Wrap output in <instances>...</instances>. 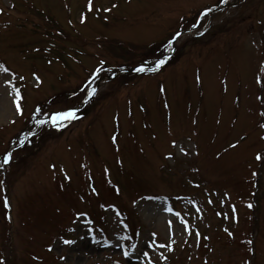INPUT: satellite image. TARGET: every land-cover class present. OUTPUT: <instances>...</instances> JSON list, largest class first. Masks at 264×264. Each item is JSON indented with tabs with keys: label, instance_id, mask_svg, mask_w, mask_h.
Here are the masks:
<instances>
[{
	"label": "rangeland",
	"instance_id": "rangeland-1",
	"mask_svg": "<svg viewBox=\"0 0 264 264\" xmlns=\"http://www.w3.org/2000/svg\"><path fill=\"white\" fill-rule=\"evenodd\" d=\"M87 3L0 0V63L9 69L0 68V259L116 264L124 260L116 237L128 233L125 225L112 222V243L101 240L116 210L145 229L128 264H242L253 255L248 240L255 264H264V164L255 161L264 153V83H257L264 79V0H93L101 11L91 13ZM183 29L171 54L167 42ZM154 43L170 53L165 65L125 68L146 56L156 61L158 50L148 51ZM102 60L109 66L92 79ZM5 81L20 89L22 115ZM92 87L98 94L87 100ZM37 107L36 119L67 109H78V119L38 127ZM29 132L37 134L21 146ZM8 151L13 160L4 165Z\"/></svg>",
	"mask_w": 264,
	"mask_h": 264
},
{
	"label": "snow or ice",
	"instance_id": "snow-or-ice-1",
	"mask_svg": "<svg viewBox=\"0 0 264 264\" xmlns=\"http://www.w3.org/2000/svg\"><path fill=\"white\" fill-rule=\"evenodd\" d=\"M220 2L222 4L224 3H227L228 0H220ZM113 8L117 7V5L113 4L112 5ZM218 7V6H217ZM104 12H110L111 9L110 8H104L102 9ZM93 11H96V12H99L101 11V9L99 8H96L94 9V5H93V0H88V3H87V12L91 13ZM213 11V8L209 7V8H206L204 9L199 15H200V18L203 19L205 17H207V15ZM87 21V16L85 14H82L81 17H80V22L82 24L86 23ZM199 27V22H197L196 24H193L192 25V28H198ZM198 35H204L203 32H198L197 33ZM183 35L182 32L180 31H176L172 36L171 38L168 40L167 42V45L166 47L170 50V51H174L175 49L172 47L174 42L178 41L179 38ZM39 51V50H37ZM170 59V57L168 56H165L163 59H157L155 61V67L154 68H148L146 67L145 65L149 62H144L142 63L139 67H136L134 69V71H136L137 73H144V72H147V71H158L163 65H165L168 60ZM106 61H100V64H101V67L98 68L96 70V75L98 76L99 72L103 70V64L105 63ZM0 68H3V71L5 73L9 72V69L7 67H4V65L2 63H0ZM33 77H34V81L37 83V85H39L40 83H42L40 77L38 75H36L35 73H33ZM15 75L13 74V80L15 79ZM96 76L93 77V79H95ZM20 80H24L25 78L23 76H20L19 77ZM5 86H11L12 87V91L13 93L15 94V99H14V104H15V109H16V112L19 113V114H23V109L21 107V100L23 99V97L21 96V93H20V89L17 88L15 86V84L12 82V81H5ZM257 83L258 84H261V83H264V79H261L260 77H257ZM87 87V86H86ZM85 89H81V91H84ZM163 90V89H162ZM75 94V93H74ZM98 94V89L96 87H92L90 89V91L87 92V100H91L93 97H95L96 95ZM259 99H261L262 102H264V97H260ZM42 109L40 107H37L34 111V114H33V119L36 120V125L38 127H42L46 124H50L52 127L54 128H57V129H61V128H64L66 127V124L65 122H71L75 119H78L77 117V111L78 109H67V110H56L54 112H51V113H48V112H44L43 115L45 116H48V119L45 120V119H36V117H39L41 114H42ZM261 115H264V113H261ZM261 128H264V124H261L260 125ZM37 133L35 132H29L28 135H26L24 137L23 140H20L19 143L21 146H23L25 144V142L28 141V138L29 136H35ZM243 138H241L242 140ZM262 139H264V137H262ZM112 140L113 142L115 143L117 141V137L116 136H113L112 137ZM171 144H172V147L173 148H176L178 150L179 153H181L182 155L184 156H188L190 154V151L189 149L185 148L182 144H180L177 140H172L171 141ZM239 146V141L237 143H232L229 145L230 148L232 149H235ZM141 151H143V149H141ZM225 151H227V149H225ZM196 155H199V152L196 153ZM174 158V155L173 153L169 152L166 156H165V159L167 160H171ZM219 158V157H217ZM13 160V152L12 151H8L6 152V154L4 155V159H3V164L4 165H9ZM255 161L257 162H260L262 164H264V153H260L258 152L256 155H255ZM52 168L55 170L56 168V165L53 164L52 165ZM107 171V169H106ZM194 171H199V169H194ZM253 175H257V173H253ZM66 179H71L70 177H68L67 175L65 176ZM61 187H63V185H61ZM117 191H119V189H117ZM92 192H96V189L95 188H92ZM81 199H83V197H81ZM212 201L209 200V203H211ZM3 207L4 209L6 210V212L10 209L11 207V203H10V200L8 199L7 196L4 197L3 199ZM248 208H252L253 205L251 203H249L247 205ZM169 212H172L173 210L171 208H168L167 209ZM197 211L199 212L200 209L197 208ZM233 211H235V207H233ZM84 213H78V217L79 216H83ZM174 216H176L177 218H180V221L181 223L184 225V230L188 232L189 235H192V231H191V228L190 226L188 225V222L186 220H184L181 216H180V213L179 212H175L173 213ZM6 218L8 220H11L12 217L10 215H7ZM171 221H169V226H171ZM226 232H228V235L229 236H232L233 234L231 232L228 231V229H225ZM196 236L197 238L200 237V233L199 232H196ZM205 239H208V237H205ZM63 243L64 244H72L74 243V241H71V240H63ZM172 243L174 244L175 243V240L172 241ZM247 244L248 245H252L253 247L252 248H247L246 251L249 252V253H253L252 256L246 258V259H243L242 260V264H255V242L254 240H248L247 241ZM160 247H168V249L171 251V245H160ZM49 251H52L51 248L48 249ZM124 255L125 256H128L129 253L127 251L124 252ZM145 256H147L148 254L147 253H144ZM166 259V258H165ZM0 264H4V261L3 259H0Z\"/></svg>",
	"mask_w": 264,
	"mask_h": 264
}]
</instances>
